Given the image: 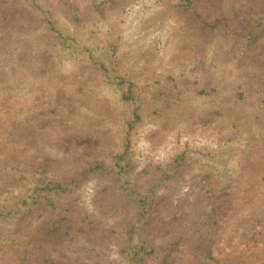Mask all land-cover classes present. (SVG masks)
<instances>
[{
    "label": "trees",
    "instance_id": "16d2710c",
    "mask_svg": "<svg viewBox=\"0 0 264 264\" xmlns=\"http://www.w3.org/2000/svg\"><path fill=\"white\" fill-rule=\"evenodd\" d=\"M0 7L13 11L0 22V97L31 102L11 113L17 126L30 127L35 135L34 141L3 161L0 247L16 251L19 264H61L56 260L61 253L67 264H171L170 254L182 236H166L159 248L151 232L152 224L163 223L178 208V201L186 202L175 197L170 184L184 171H196L201 179L189 186L196 202L201 195L212 194L210 178L217 181L214 190L223 189L229 170V162H221L213 171L214 154L221 152L222 142L201 147L181 126L178 131L173 127L196 126L194 120L209 108L222 109L224 117L228 104L213 90L193 91L176 84L141 89L122 66L124 47L108 40L107 33L132 17L141 22L156 19L157 29L139 48L145 61L151 62L167 48L164 62H170L172 69L204 76L211 52L217 49L219 56L212 67L239 70L241 77L249 79V89L260 93L264 92V8L250 10L240 29L230 33L225 18L207 21L192 7V0H84L81 8L73 0H0ZM24 11L37 19L35 27L19 28V13ZM85 26L89 30L81 42L74 31ZM35 36L36 51L48 55L43 74L52 76L41 84L36 83L39 75L18 76L25 62L18 46L10 51L3 48L5 38L16 42ZM80 77L83 88L77 91L75 81ZM41 89L49 93L34 104L31 96ZM235 94L245 95L240 85ZM107 103L112 106L111 115L102 119ZM239 114L222 122L216 118L209 128L226 134L224 142L242 139L237 153L243 154L254 145L257 148L264 136V117L255 113L248 119ZM241 127L250 133L245 135ZM106 128L114 131L110 151L101 136ZM66 132H91L92 146L70 157L62 168L27 166L57 151V137ZM139 143L144 146L140 148ZM239 160L234 168L242 176L243 156ZM260 178L264 182V174ZM123 204L125 218L111 224ZM83 221L88 225L85 232L79 227ZM53 223L64 230L65 238L59 242L40 235ZM216 230L215 207L202 204L190 237L194 234L200 240ZM83 234L89 242H80ZM207 252L201 264H222Z\"/></svg>",
    "mask_w": 264,
    "mask_h": 264
},
{
    "label": "rangeland",
    "instance_id": "374dc122",
    "mask_svg": "<svg viewBox=\"0 0 264 264\" xmlns=\"http://www.w3.org/2000/svg\"><path fill=\"white\" fill-rule=\"evenodd\" d=\"M76 6L82 7L84 0H73ZM192 7L197 10L204 19L213 21L216 18H225L228 24L227 29L230 33L240 29L245 20V14L250 10H259L264 8V0H192ZM13 11L7 12L5 8L0 7V22L6 15L11 16ZM19 28L26 30L35 27L37 19L24 11L19 13ZM156 20V19H155ZM154 19L144 18L142 22L138 18H129L125 23H117L108 33L107 39L116 41L124 47L121 63L127 69L130 76L137 82V86L148 91L150 88L161 85L170 86L176 84L181 88H190L193 91L200 89L213 90L214 94L221 101L227 103V109L224 117L222 109L209 108L205 115H200L195 119L196 126L176 125L174 131L181 129L190 133L201 147L213 145L217 147L222 142L221 152L215 153V172L220 168L221 162H229L226 166L228 170L224 181L223 189L214 190L217 181L210 178L209 189L213 190L211 195L203 194L195 202L193 187L191 184L199 183L201 176H197L196 171L186 170L176 181L170 184L175 192V197L186 199L182 203L178 201V208L166 215L161 223L159 221L152 224L151 232L155 234L154 240L160 248L168 235L178 234L182 236L179 244L170 254L171 264H201L205 259L207 251L218 259L222 264H264V182L260 176L264 174V136L260 138L257 148L255 145L246 153L238 154L241 150L242 139L236 138L232 141L224 142L226 134L223 132L214 133L215 130L209 128V124L216 118L218 121H224L233 114V119L239 113L243 117L252 119L255 113L264 117V92L256 93L249 89V79L241 77L240 71L235 68L217 67L213 68L219 56V50H213L211 60L209 61L206 74L204 76L183 74L179 69H172L171 63L164 62L168 57V49L164 48L158 57H154L151 62L145 61L140 57L139 48L145 46L146 41L152 37L158 27ZM141 22V24H140ZM165 29V28H164ZM89 27L74 31L76 37L84 42ZM37 36L20 37L14 42L12 39L5 38L3 48L10 51L11 48L19 47V53L24 58V63L17 70L21 78L37 76L36 83L41 84L44 81H51L50 74H43L47 68L48 55L45 52H37L35 42ZM88 73L87 77H91ZM36 79V77H34ZM75 89L80 91L83 88L84 78L80 77L76 81ZM237 85H240L245 92L239 98L235 91ZM46 90L31 96L32 102L38 103L45 99ZM30 101L21 103L18 100H10L9 96L0 97V183L4 178L3 161L17 148L24 147L35 140L34 131L30 127H19L14 123L12 110L22 107H29ZM111 104L103 105L100 116L102 119L110 117ZM221 117V118H220ZM245 118V119H246ZM150 124V123H149ZM223 125V124H221ZM220 129V128H216ZM243 133L246 129L239 128ZM174 131L170 132L172 135ZM208 133V134H207ZM250 131L246 132L248 135ZM207 134V135H206ZM146 132L143 133L145 137ZM102 139L105 141L107 150H111L114 144V131L104 129ZM244 137V135H243ZM93 137L91 132H66L57 137V151L52 155L41 157L37 161L27 163L31 169L38 168H62L68 159L79 154L92 146ZM255 144V142H254ZM142 148L144 145L139 143ZM241 161L240 172H245L242 176L237 175L235 166ZM209 171H203V174ZM237 179V182H233ZM185 193V194H183ZM195 195H198L196 191ZM209 202L215 207V217L217 220V230L208 235H204L200 240L192 235L190 237L192 225L196 219V213L202 204ZM188 204H190L188 206ZM116 218L110 223H118L125 218L127 213L126 205L119 207ZM81 232L88 230L86 221L80 224ZM186 232V234H185ZM189 232V234H188ZM43 237L59 242L65 238L64 230L61 226L53 223L44 228L40 233ZM89 242L88 235L83 234L80 242ZM63 251L66 246H63ZM18 253L11 250L8 246L0 247V264H19ZM61 264H67L62 253L56 258Z\"/></svg>",
    "mask_w": 264,
    "mask_h": 264
}]
</instances>
